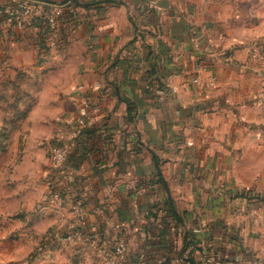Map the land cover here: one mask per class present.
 Here are the masks:
<instances>
[{
    "label": "crops",
    "instance_id": "1",
    "mask_svg": "<svg viewBox=\"0 0 264 264\" xmlns=\"http://www.w3.org/2000/svg\"><path fill=\"white\" fill-rule=\"evenodd\" d=\"M18 1L0 0V182L36 189L25 209L52 233L82 204L70 263H101L87 236L124 240L132 263L264 261V65L248 48L264 0H28L22 20ZM84 98L97 110L54 170L46 153L75 136Z\"/></svg>",
    "mask_w": 264,
    "mask_h": 264
},
{
    "label": "rangeland",
    "instance_id": "2",
    "mask_svg": "<svg viewBox=\"0 0 264 264\" xmlns=\"http://www.w3.org/2000/svg\"><path fill=\"white\" fill-rule=\"evenodd\" d=\"M263 40L264 37L261 35V39H255L254 41H258L259 44L264 46ZM252 58L260 62L256 58ZM260 63L264 65V62ZM17 93L16 88L9 92V94H12L11 98L7 99L10 108L17 106ZM15 125L18 126V122H14L11 127L13 128ZM15 129H10L11 132L9 131L8 134H13ZM4 146V144L0 143V150ZM5 155L6 160L11 157V153H6ZM46 155L50 164V150ZM3 163L4 161L0 159V169ZM50 167H52L51 164ZM44 178L43 199L54 203L56 197L52 194L51 186L53 183L51 177H49V173ZM9 181V184L4 187L1 186L0 182V264H71V256L76 255V252L71 250V246L75 244L66 242L61 238L68 228L60 230L57 233H52V226H48V223L34 224L33 221L38 217L37 214L39 212V209L36 208L37 204L33 205L30 209H25L26 204L24 203L33 202L38 192L36 189L35 192L28 186H24L23 188L12 184L11 176L9 177ZM261 197L264 198V191L261 192ZM52 239L58 241H54V243ZM56 246H58L57 249H55ZM77 255L81 257L83 254L79 252ZM95 255L98 256L96 253ZM87 263L90 264L91 261ZM93 263L98 264L97 262Z\"/></svg>",
    "mask_w": 264,
    "mask_h": 264
},
{
    "label": "built area",
    "instance_id": "3",
    "mask_svg": "<svg viewBox=\"0 0 264 264\" xmlns=\"http://www.w3.org/2000/svg\"><path fill=\"white\" fill-rule=\"evenodd\" d=\"M7 11L13 15L15 18L22 20L26 18L31 13V5L28 0L18 1L15 5L7 7ZM62 16L61 10H56L53 13L46 16V22L51 27L57 26L59 20ZM249 52L252 57L256 58L260 62H264V46L258 43V41H253L248 45ZM198 81V79H195ZM97 110L96 107H91L87 98H84V105L82 106L80 113L76 119L77 127L80 128L87 126L89 122L93 119V112ZM79 130L76 131L75 136L78 135ZM66 141H58L50 149V164L53 169L59 168L73 152L74 148L81 144V142H76L74 137ZM53 188L51 187V190ZM53 192V191H52ZM73 211L76 213L74 215V220L68 227L66 233L61 237L62 240L66 242L74 243L78 239H83L86 237V225H87V215L81 203H75L72 206ZM87 240L94 247L95 253L100 258L101 264H148L145 259H141L137 263H132L127 260V245L122 239L108 240L101 239L98 237L87 236ZM153 264H171L167 260H159ZM247 264H264V261L259 259L249 260Z\"/></svg>",
    "mask_w": 264,
    "mask_h": 264
},
{
    "label": "trees",
    "instance_id": "4",
    "mask_svg": "<svg viewBox=\"0 0 264 264\" xmlns=\"http://www.w3.org/2000/svg\"><path fill=\"white\" fill-rule=\"evenodd\" d=\"M18 99H19V97H18ZM17 102V106H18V100L16 101ZM17 106H15V107H11V109L12 108H17ZM26 115H27V110H24V111H16V112H14V116H12L11 117V119L9 120V124L11 125V126H13V123L14 122H17V121H19V120H21V119H23V118H25L26 117ZM16 126V125H15ZM15 126L13 127V128H15ZM12 127H11V129H13ZM89 129V127L88 126H84V127H82L79 131V133H78V135L77 136H75L74 137V140H76V142H81V135H84V132H87V130ZM10 132H11V130H9ZM8 131V132H9ZM7 132V133H8ZM6 133V131L4 132V131H2V134H7ZM9 135V134H8ZM54 189H52V191H53ZM52 194H54V191L52 192ZM55 195V197H56V195H58V193H56V194H54Z\"/></svg>",
    "mask_w": 264,
    "mask_h": 264
}]
</instances>
